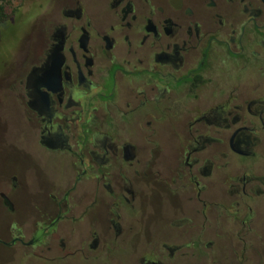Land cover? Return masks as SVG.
I'll use <instances>...</instances> for the list:
<instances>
[{
  "label": "flooded vegetation",
  "instance_id": "af4514ba",
  "mask_svg": "<svg viewBox=\"0 0 264 264\" xmlns=\"http://www.w3.org/2000/svg\"><path fill=\"white\" fill-rule=\"evenodd\" d=\"M58 10L0 78L7 264H264V0Z\"/></svg>",
  "mask_w": 264,
  "mask_h": 264
},
{
  "label": "rangeland",
  "instance_id": "374dc122",
  "mask_svg": "<svg viewBox=\"0 0 264 264\" xmlns=\"http://www.w3.org/2000/svg\"><path fill=\"white\" fill-rule=\"evenodd\" d=\"M68 0H4V8L8 20L0 26V78L6 74L14 73L19 69L17 64L23 55L31 52L40 35V30L47 23L54 21L58 17L59 4ZM87 11L95 17L104 16V0H81ZM12 75V74H11ZM1 82V80H0ZM4 104H8L7 101ZM8 120L11 123L10 134L20 140L19 130H14L19 126L15 117L10 114ZM59 172V170H58ZM164 208L168 210L167 205ZM189 211V208H188ZM5 217L0 213V227L3 226ZM84 224L79 228L84 229ZM156 228L150 232L153 233ZM144 233L140 232L139 236L143 239ZM5 249L0 248V264H7V260H18L17 256L6 257L3 253ZM129 256L123 257V264H131ZM20 264H40L26 261ZM59 264H94L81 263L79 261H66ZM98 264V263H97Z\"/></svg>",
  "mask_w": 264,
  "mask_h": 264
},
{
  "label": "trees",
  "instance_id": "16d2710c",
  "mask_svg": "<svg viewBox=\"0 0 264 264\" xmlns=\"http://www.w3.org/2000/svg\"><path fill=\"white\" fill-rule=\"evenodd\" d=\"M7 20L8 16L4 8V0H0V26L4 25Z\"/></svg>",
  "mask_w": 264,
  "mask_h": 264
}]
</instances>
